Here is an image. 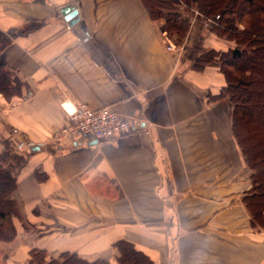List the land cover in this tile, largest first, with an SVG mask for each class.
<instances>
[{"label": "crops", "instance_id": "1", "mask_svg": "<svg viewBox=\"0 0 264 264\" xmlns=\"http://www.w3.org/2000/svg\"><path fill=\"white\" fill-rule=\"evenodd\" d=\"M182 18L189 34L168 51L142 0H0L11 40L1 59L26 84L23 99L0 94V149L35 145L12 195L22 219L0 247L2 264H29L33 249L48 262L70 252L120 264V241L152 264H264V230L243 204L252 172L232 103L209 100L226 78L219 63L192 68L199 54L233 44ZM82 104L112 108L136 128L114 141H57L66 112Z\"/></svg>", "mask_w": 264, "mask_h": 264}, {"label": "trees", "instance_id": "2", "mask_svg": "<svg viewBox=\"0 0 264 264\" xmlns=\"http://www.w3.org/2000/svg\"><path fill=\"white\" fill-rule=\"evenodd\" d=\"M150 18L162 22L176 47H182L191 24L187 15L207 26L208 32L233 44L226 52L209 50L196 56L192 68L202 71L219 63L227 85L211 102L229 99L233 106L232 131L247 167L252 172L251 191L243 198L254 230H264V0H142ZM11 40L0 31V94L7 100L23 99L26 84L2 62ZM11 141L0 149V243L17 238L16 219H22L13 193L18 189L20 171L29 161L30 152L20 153ZM116 248L120 264H152L135 246L120 241ZM29 264H107L89 262L77 254L65 252L47 261L44 250L33 249Z\"/></svg>", "mask_w": 264, "mask_h": 264}, {"label": "built area", "instance_id": "3", "mask_svg": "<svg viewBox=\"0 0 264 264\" xmlns=\"http://www.w3.org/2000/svg\"><path fill=\"white\" fill-rule=\"evenodd\" d=\"M165 44L168 51L176 50V46L165 35ZM66 123L56 134L57 141L66 138L75 140H89L95 142L118 140L135 128L133 120L124 118L112 108L93 109L86 104L78 105L67 111ZM33 143L22 142L17 145V152L24 153L34 149Z\"/></svg>", "mask_w": 264, "mask_h": 264}, {"label": "water", "instance_id": "4", "mask_svg": "<svg viewBox=\"0 0 264 264\" xmlns=\"http://www.w3.org/2000/svg\"><path fill=\"white\" fill-rule=\"evenodd\" d=\"M63 15L66 18L67 22H70L71 25H75L78 22V11L76 6H67L62 10Z\"/></svg>", "mask_w": 264, "mask_h": 264}, {"label": "rangeland", "instance_id": "5", "mask_svg": "<svg viewBox=\"0 0 264 264\" xmlns=\"http://www.w3.org/2000/svg\"><path fill=\"white\" fill-rule=\"evenodd\" d=\"M200 24V26L202 27V28H206V30H207V26L205 25V24H203V23H199ZM178 49H181L182 47H177ZM194 60V59H193ZM259 231H263V230H259ZM0 247H2V248H6L7 247V244H5V243H0ZM0 264H2V262L0 261Z\"/></svg>", "mask_w": 264, "mask_h": 264}]
</instances>
